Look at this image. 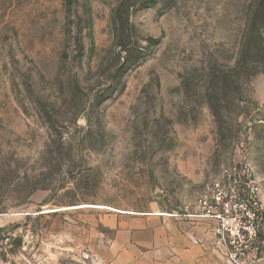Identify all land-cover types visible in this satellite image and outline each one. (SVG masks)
<instances>
[{"label": "rangeland", "instance_id": "1", "mask_svg": "<svg viewBox=\"0 0 264 264\" xmlns=\"http://www.w3.org/2000/svg\"><path fill=\"white\" fill-rule=\"evenodd\" d=\"M224 170L264 218V0H0V264H114Z\"/></svg>", "mask_w": 264, "mask_h": 264}, {"label": "crops", "instance_id": "2", "mask_svg": "<svg viewBox=\"0 0 264 264\" xmlns=\"http://www.w3.org/2000/svg\"><path fill=\"white\" fill-rule=\"evenodd\" d=\"M129 215L134 216L132 224H123L119 232L130 238L128 245H113L125 256L114 264H225L216 245L214 220L197 213Z\"/></svg>", "mask_w": 264, "mask_h": 264}, {"label": "built area", "instance_id": "3", "mask_svg": "<svg viewBox=\"0 0 264 264\" xmlns=\"http://www.w3.org/2000/svg\"><path fill=\"white\" fill-rule=\"evenodd\" d=\"M200 216L216 222L218 246L228 247L231 264H251L252 245L264 233V218L254 186L237 182L229 170L207 184L197 200ZM231 248V249H230Z\"/></svg>", "mask_w": 264, "mask_h": 264}, {"label": "bare ground", "instance_id": "4", "mask_svg": "<svg viewBox=\"0 0 264 264\" xmlns=\"http://www.w3.org/2000/svg\"><path fill=\"white\" fill-rule=\"evenodd\" d=\"M85 207H89L88 205H82V206H78L77 208H85Z\"/></svg>", "mask_w": 264, "mask_h": 264}]
</instances>
